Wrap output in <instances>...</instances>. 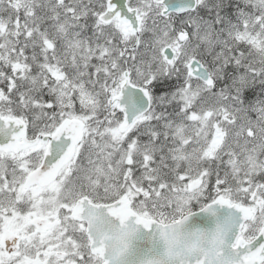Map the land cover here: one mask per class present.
Masks as SVG:
<instances>
[{
    "label": "snow or ice",
    "instance_id": "snow-or-ice-1",
    "mask_svg": "<svg viewBox=\"0 0 264 264\" xmlns=\"http://www.w3.org/2000/svg\"><path fill=\"white\" fill-rule=\"evenodd\" d=\"M261 11L218 59L264 71ZM204 67L163 0H0V264H109L86 205L146 230L225 208L216 259L176 264H264V107Z\"/></svg>",
    "mask_w": 264,
    "mask_h": 264
},
{
    "label": "clouds",
    "instance_id": "clouds-1",
    "mask_svg": "<svg viewBox=\"0 0 264 264\" xmlns=\"http://www.w3.org/2000/svg\"><path fill=\"white\" fill-rule=\"evenodd\" d=\"M83 215L93 238L102 243L109 264H128L138 226L134 220L122 223L107 210L87 205ZM229 228L226 214L214 219L208 227L189 225L187 221L167 222L157 227L155 248L136 256L135 264H176L179 257L191 255H204L214 260L219 241Z\"/></svg>",
    "mask_w": 264,
    "mask_h": 264
},
{
    "label": "rangeland",
    "instance_id": "rangeland-1",
    "mask_svg": "<svg viewBox=\"0 0 264 264\" xmlns=\"http://www.w3.org/2000/svg\"><path fill=\"white\" fill-rule=\"evenodd\" d=\"M243 6L237 10V21L229 23L228 28H217L214 20L201 19L196 17L195 13L186 14L182 17H168L169 27L173 33L182 27H187L190 31V40L193 49L200 55L207 67L215 78L224 74L226 62L218 59L225 50L232 45V36L248 20L252 21L257 15L258 6H264V0H240ZM250 6V7H247ZM260 14L264 15V11ZM188 22L190 24L188 25ZM243 66L246 70H241L229 78V83L237 87H251L256 83H264V71L256 69L255 74L245 62ZM199 82V81H198ZM213 95V94H212ZM218 99L227 97L224 95H214ZM238 107L246 109L249 115H255L254 110L264 107V87L261 88L260 94L248 102L238 100ZM170 117L175 118V113H167Z\"/></svg>",
    "mask_w": 264,
    "mask_h": 264
},
{
    "label": "water",
    "instance_id": "water-1",
    "mask_svg": "<svg viewBox=\"0 0 264 264\" xmlns=\"http://www.w3.org/2000/svg\"><path fill=\"white\" fill-rule=\"evenodd\" d=\"M163 3L169 11L177 13L184 12L186 10L194 9L196 0H163ZM210 76L206 67L200 73V79ZM226 218L230 215V211L225 208H216L215 215L210 213H202L194 211V214L187 220L189 225L205 226L208 227L212 224L214 219L225 216ZM157 227L153 225L150 229H144L143 226L138 225L136 235L133 239L132 244V256L129 258L128 264H135V257L139 254L152 251L156 244Z\"/></svg>",
    "mask_w": 264,
    "mask_h": 264
},
{
    "label": "trees",
    "instance_id": "trees-1",
    "mask_svg": "<svg viewBox=\"0 0 264 264\" xmlns=\"http://www.w3.org/2000/svg\"><path fill=\"white\" fill-rule=\"evenodd\" d=\"M207 3L210 6V11L207 13L209 15H215V14H227L228 16H232L234 13L236 7H235V1L234 0H204V2L199 6L200 11H206ZM175 78H161V80L158 82L159 85H162V87H157L156 89H153V94L155 99L161 94H165L166 96H169V93L176 89L175 87L169 88L166 81L168 83H171L172 80ZM235 94L238 95L242 100L246 99L247 96L250 94H245L240 92L239 90L235 91ZM169 109H174L175 105L168 104Z\"/></svg>",
    "mask_w": 264,
    "mask_h": 264
}]
</instances>
